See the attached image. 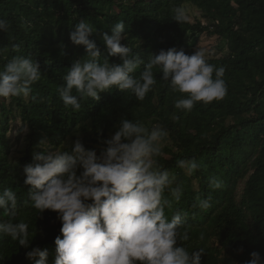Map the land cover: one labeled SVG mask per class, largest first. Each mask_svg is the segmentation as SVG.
Here are the masks:
<instances>
[{
  "label": "trees",
  "instance_id": "obj_1",
  "mask_svg": "<svg viewBox=\"0 0 264 264\" xmlns=\"http://www.w3.org/2000/svg\"><path fill=\"white\" fill-rule=\"evenodd\" d=\"M186 4L198 9L201 18L178 23L177 10L183 12ZM81 19L96 29L91 39L100 48L101 62L107 57L110 64L122 60L108 57L102 36L124 21L127 35L121 43L143 60L132 74L137 79L161 49L193 54L194 44L186 42L190 35L224 40L227 54L205 60L224 68L226 96L196 102L191 111L177 109L175 102L188 94L161 79L154 66L156 83L143 100L113 87L99 93L97 101L81 99L78 111L66 108L57 89L71 63L86 58L84 47L69 39ZM0 20L8 24L7 31H0V70L15 56H29L42 72L29 96L0 97V192L16 193L11 219L29 225L31 246L48 250L47 264L54 262L61 225L56 213L38 215L32 206L24 167L42 150L41 141L59 149L79 135L85 148L99 153L105 147L100 141L111 137L122 118L167 132L156 159L181 186L180 200L165 207L169 218L181 213V231L189 234L178 246L189 252L203 249L202 264H246L253 251L264 264V0H0ZM73 95L79 94L73 90ZM17 121L16 140L24 135L25 146L12 160L10 135ZM180 159H195L200 168L189 174L177 166ZM213 177L222 181L221 189L210 186ZM164 195L171 199L167 190ZM197 198L209 199L211 207L201 209ZM8 219L0 209V222ZM26 251L0 234V264H34L25 258Z\"/></svg>",
  "mask_w": 264,
  "mask_h": 264
},
{
  "label": "clouds",
  "instance_id": "obj_2",
  "mask_svg": "<svg viewBox=\"0 0 264 264\" xmlns=\"http://www.w3.org/2000/svg\"><path fill=\"white\" fill-rule=\"evenodd\" d=\"M184 19L183 12L177 10L175 21ZM125 27L124 21H117L111 26V35L102 36L108 57L122 60L121 64H110L107 57L100 60V48L91 39L96 31L93 25L83 19L74 25L69 39L84 47L86 58L71 63L63 77L65 83L57 89L66 108L78 111L81 99L97 101L99 93L113 87L130 90L143 100L156 83L154 66L159 67L161 79L188 94L175 102L177 109L191 111L196 102L208 104L226 96L224 68L207 63L203 51L188 55L183 48L161 49L151 57L140 78H135L132 74L143 60L121 43L127 35ZM7 29L8 24L0 20V31ZM41 76L38 63L31 57H13L0 70V97L29 96L31 86ZM73 90L79 95H73ZM166 136L161 127L149 129L122 118L111 137L100 141L105 147L99 153L85 148L79 138L65 141L59 149L40 142L42 150L23 169L24 184L30 186L29 199L38 215L50 210L60 222L53 264H202L203 249L189 252L178 246V241L189 239L188 232L181 231V213L175 212L170 218L165 214V207L181 197L177 177L162 169L156 159L158 144ZM177 166L189 174L200 168L195 159H180ZM209 184L213 189L223 187L215 177ZM166 190L171 199L165 198ZM197 201L201 209L211 207L209 199ZM16 208V193L10 189L0 192V209L10 217L0 222V234L27 249L26 259L47 264L48 250L31 246L29 225L12 221ZM261 261L260 253L253 251L246 264Z\"/></svg>",
  "mask_w": 264,
  "mask_h": 264
},
{
  "label": "rangeland",
  "instance_id": "obj_3",
  "mask_svg": "<svg viewBox=\"0 0 264 264\" xmlns=\"http://www.w3.org/2000/svg\"><path fill=\"white\" fill-rule=\"evenodd\" d=\"M183 14L185 19L190 22H195V20L201 18L200 11L193 7L190 4H186L183 7ZM186 42L190 45L195 46V51H203L205 58H219L225 56L227 54L226 51V43L224 40H219L217 37H208L206 35H190L187 37ZM14 132H11V149L12 155L11 159L14 160L19 156V150L24 148L25 146V137L21 135L20 139L16 140V136L18 135V129H20V122L14 124ZM76 138L82 139L81 136L77 135ZM75 138V139H76ZM71 140L69 139V143Z\"/></svg>",
  "mask_w": 264,
  "mask_h": 264
}]
</instances>
